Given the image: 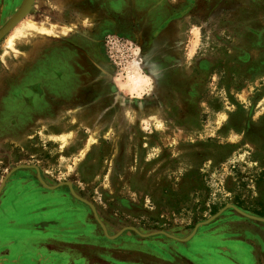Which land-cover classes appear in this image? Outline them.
I'll return each mask as SVG.
<instances>
[{"label":"rangeland","instance_id":"obj_1","mask_svg":"<svg viewBox=\"0 0 264 264\" xmlns=\"http://www.w3.org/2000/svg\"><path fill=\"white\" fill-rule=\"evenodd\" d=\"M26 23L53 33L9 48ZM7 220L97 263L264 264V0H0Z\"/></svg>","mask_w":264,"mask_h":264},{"label":"crops","instance_id":"obj_2","mask_svg":"<svg viewBox=\"0 0 264 264\" xmlns=\"http://www.w3.org/2000/svg\"><path fill=\"white\" fill-rule=\"evenodd\" d=\"M70 214H71V217H69L70 220H67V221L69 222L72 221L73 224H76L79 221L80 223H83V224L89 223L88 213H81V214L70 213ZM44 215L49 216V214H44ZM75 215H79V217H76ZM62 216H64V214H62ZM64 218L65 217L61 219H64ZM6 223L7 224L3 222L2 224L0 221V264H113L112 262L107 261L104 258H99L100 262L98 263L96 261V257H92V258L88 257L85 259L73 258V254H75L77 246H74L72 244H74L73 242L77 243V245L80 244V242H76L78 241L77 239L80 236L79 231H76L78 229L77 227L71 228V234H64V228H61L60 229L61 234L56 235L57 238H56V241L54 242L48 241L49 240L48 239L49 237L47 238L48 229H46L45 232L42 230L43 232H40V236L42 237L43 235H46L43 238V240L41 239V241H44V242L39 243V244H36V243L30 244L28 240H25L27 239V237H21V239L20 237H17L19 238L18 241H15V237L17 233L14 230L9 229V226H10L9 220H7ZM1 226H2V229H1ZM73 237L74 239L71 240V238ZM64 240L65 242L69 241V243L68 244L60 243ZM61 246H66V248H63ZM86 246L88 245L86 244ZM124 248L125 246L123 248L122 247L120 248L119 250L120 253ZM58 250L66 252V254H71L72 257L71 258L70 257H62V258L57 257L55 259H49L46 257L48 256V254H52ZM184 250L192 254V251L190 248L189 250L187 248H184ZM32 253H38L39 258L36 257L38 254L32 257ZM22 254L26 256L25 259L17 258V256L22 255ZM135 255L137 256L138 254H135ZM40 256H43V257H40ZM135 261L136 263L143 264L142 260L138 261L136 259ZM185 262L192 263L191 260L189 259H185Z\"/></svg>","mask_w":264,"mask_h":264},{"label":"bare ground","instance_id":"obj_3","mask_svg":"<svg viewBox=\"0 0 264 264\" xmlns=\"http://www.w3.org/2000/svg\"><path fill=\"white\" fill-rule=\"evenodd\" d=\"M13 3V2H12ZM12 7V6H11ZM60 27V26H59ZM58 29V28H57ZM59 30V29H58ZM63 32V31H62ZM49 33H53V29L49 28L45 23L36 25L35 23H26L23 26L16 27L15 32L7 39V45L9 48L13 47L14 42L17 39H25L29 38L35 34L39 35H47ZM58 36V34H57ZM45 39V38H44ZM23 42V41H22ZM32 45V44H31ZM134 81V80H133ZM234 135V134H233ZM236 135V134H235ZM92 137V136H91ZM68 140V139H67ZM95 140V139H94ZM66 142V141H65ZM65 146V145H64ZM44 186L48 187L43 183ZM142 235V234H141ZM180 241V239H177Z\"/></svg>","mask_w":264,"mask_h":264},{"label":"flooded vegetation","instance_id":"obj_4","mask_svg":"<svg viewBox=\"0 0 264 264\" xmlns=\"http://www.w3.org/2000/svg\"><path fill=\"white\" fill-rule=\"evenodd\" d=\"M105 260H107V261H110V260H108V259H106V258H104Z\"/></svg>","mask_w":264,"mask_h":264},{"label":"water","instance_id":"obj_5","mask_svg":"<svg viewBox=\"0 0 264 264\" xmlns=\"http://www.w3.org/2000/svg\"><path fill=\"white\" fill-rule=\"evenodd\" d=\"M109 237V236H108Z\"/></svg>","mask_w":264,"mask_h":264}]
</instances>
